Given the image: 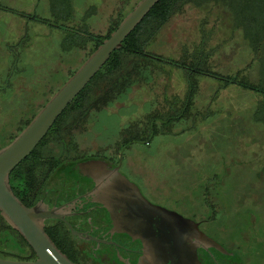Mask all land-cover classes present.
I'll list each match as a JSON object with an SVG mask.
<instances>
[{
  "label": "rangeland",
  "instance_id": "rangeland-1",
  "mask_svg": "<svg viewBox=\"0 0 264 264\" xmlns=\"http://www.w3.org/2000/svg\"><path fill=\"white\" fill-rule=\"evenodd\" d=\"M137 1L0 0V148L85 60L94 37ZM185 1L144 46L145 57H122L133 63L131 70L121 65L132 75L127 92L89 112L63 140L66 151L49 138L41 153L60 165L119 157L127 178L153 201L212 221L209 234L219 243L248 264H264V126L255 119L261 95L202 75L255 81L256 52L264 62V0ZM67 34L80 35L82 47L64 50ZM170 62L205 73H191L192 83ZM191 83L189 115L167 120ZM152 125L166 133L147 138ZM128 139L137 140L123 146Z\"/></svg>",
  "mask_w": 264,
  "mask_h": 264
},
{
  "label": "flooded vegetation",
  "instance_id": "flooded-vegetation-1",
  "mask_svg": "<svg viewBox=\"0 0 264 264\" xmlns=\"http://www.w3.org/2000/svg\"><path fill=\"white\" fill-rule=\"evenodd\" d=\"M124 165L119 157H85L48 171L44 169L42 182L37 184L38 197L32 205L40 202L46 209H56L63 218L64 221L45 219L43 225L47 236L66 250L70 261L74 264H248L209 234L212 221L208 219L191 220L176 213L181 218L178 223L161 219V223L148 231L149 237H136L131 231L141 226L128 223L131 217H124L123 211L113 206L108 208L102 201L111 187L107 182L118 179L115 171L130 181ZM133 184L147 202L173 212ZM185 220L188 222L183 223Z\"/></svg>",
  "mask_w": 264,
  "mask_h": 264
},
{
  "label": "trees",
  "instance_id": "trees-1",
  "mask_svg": "<svg viewBox=\"0 0 264 264\" xmlns=\"http://www.w3.org/2000/svg\"><path fill=\"white\" fill-rule=\"evenodd\" d=\"M185 0H158L148 11L145 17L137 24L134 29L122 40L121 46L114 50L97 73L88 81L82 90L67 104L61 114L54 120L53 124L46 132L44 137L37 143L33 150L10 172L8 182L13 195L26 207H30L38 197V183L44 176V169L51 170L59 165L57 158L50 155H43L41 148L45 146L49 138L62 144L64 151L66 145L63 140L69 137L71 131L76 130L87 118L91 111L103 110L110 102L115 101L122 94L127 92L131 87V76L127 74V70L122 68V63L125 66L130 64V70L133 63L129 60L123 61V56L139 55L145 57L144 46L149 42L156 32L175 14H178L181 5ZM182 9V7H181ZM123 15L117 13L111 21L109 29L103 36H95L93 45L87 56L116 28ZM80 35H65L61 42V47L65 49H73L82 47ZM79 44V45H78ZM86 56V57H87ZM254 65L257 76L254 82L245 77L234 79L226 78L213 73H205L199 71L198 68H184L180 64L170 62L176 69L184 70L185 75H188L187 81L191 80L192 74H202L209 78L221 81L223 85H235L240 89L251 91L261 95L260 100L255 105V119L264 126V62L262 56L254 55ZM151 59V58H150ZM131 60V59H130ZM153 60V59H152ZM158 61V60H157ZM246 68V67H245ZM187 71V72H185ZM192 73V74H191ZM72 74V73H71ZM70 74V75H71ZM190 84V88L185 96V103L178 113L167 118L171 122H178L180 119H185L189 115V105H191L192 88L195 84ZM30 120V119H29ZM28 120V121H29ZM153 120V119H152ZM26 121L22 127H24ZM21 127V128H22ZM147 138H153L157 134L166 133L165 131L157 130L153 125L149 130ZM137 135L136 133H134ZM137 139H128L123 143L126 147L129 143L135 142ZM65 230L64 227L60 228ZM46 233V232H45ZM47 235V234H46ZM50 239V238H49ZM55 247L68 258V254L57 243H53ZM12 258L14 261H33L34 254L24 240L17 232L12 230L0 217V258ZM69 259V258H68ZM70 260V259H69ZM72 262V261H71Z\"/></svg>",
  "mask_w": 264,
  "mask_h": 264
},
{
  "label": "water",
  "instance_id": "water-1",
  "mask_svg": "<svg viewBox=\"0 0 264 264\" xmlns=\"http://www.w3.org/2000/svg\"><path fill=\"white\" fill-rule=\"evenodd\" d=\"M157 1H137L109 36L85 58L18 134L0 148V217L12 230L18 233L34 254L33 261L0 259V264H74L55 247L44 231L43 221L45 219L64 221L63 218L58 215L56 209H46L40 202L30 207L24 206L13 195L8 176L33 150L67 104L97 73L109 55L121 46L122 40L141 22ZM115 173L118 179L112 178L107 182L111 187L102 201L107 204V207L113 206L123 211L124 217L125 215L129 219L131 217L132 220L126 219L128 223L141 226L138 229L133 227L131 231L136 237H149L148 231L151 227L161 223V219L174 223L181 221L180 216L176 213L147 202L133 183L116 171ZM182 222L185 223L188 220ZM66 226L72 232L69 225L66 224ZM159 228L161 227L159 226ZM73 234L77 235L74 232Z\"/></svg>",
  "mask_w": 264,
  "mask_h": 264
}]
</instances>
